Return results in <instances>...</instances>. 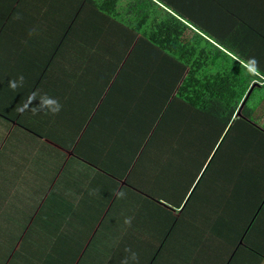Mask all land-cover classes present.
Segmentation results:
<instances>
[{"label":"crops","instance_id":"crops-1","mask_svg":"<svg viewBox=\"0 0 264 264\" xmlns=\"http://www.w3.org/2000/svg\"><path fill=\"white\" fill-rule=\"evenodd\" d=\"M71 1L79 0H0V164H23L18 181L5 183L2 192L0 227L8 234L6 238L0 236V264H114L128 234L138 237L142 244L149 240L146 233L137 232L133 226L143 202L162 205L171 211L172 218L180 219L184 214L181 216L164 202L184 204L193 188L194 202L189 208L195 219L223 216L229 222L240 218L248 177H242L233 165H217L212 178H205L210 168L203 175L206 164L200 171L199 162L205 154L214 153L207 150L215 138L213 125L205 119L193 123L199 114L195 112L194 118L191 110L179 102L168 106L171 100L166 103L154 77L165 76L167 84L162 86L166 89L171 79L152 62L158 56L160 64L165 57L144 43L133 49L128 32L118 27L116 31L90 35L85 19L72 14ZM160 1H167L161 3V8L178 14L185 25L186 15L170 1H195V6L212 9L236 8L244 2ZM56 8L67 9L72 19L58 20ZM211 15L187 22L190 27L197 26ZM30 22L36 26L31 27ZM8 26L22 32L40 30L43 35L36 38L40 40L36 43L28 38L32 34L17 36L9 32ZM100 46V52L114 55L108 60L111 74L106 76L104 86L101 69L94 67L98 62L91 68L88 61L71 62L72 58H66L72 52L82 54ZM146 53L153 55V60ZM21 74L24 86L12 90L8 81ZM43 94L59 100V114L32 110ZM33 96L37 100L33 101ZM25 104L28 109L18 111ZM164 105V125L152 136ZM186 121L190 123L187 127ZM186 144L192 150H187ZM149 146L147 156L163 147L170 155L185 152L186 157L173 161L157 153L146 161L143 154ZM193 159L196 165H191ZM153 167L167 175L174 173L169 190L149 186L151 190L142 191V181L159 175ZM11 177L14 173H0L2 181ZM179 185L181 194L172 195L173 186ZM162 190L163 198H155ZM216 194L222 195L221 199L215 198ZM254 195L258 201L264 198V182ZM9 219L21 221L9 223ZM220 226L215 228L219 230ZM194 227L176 230L174 242L162 254L166 262L161 264L174 260L178 261L175 264H188L187 251L196 247L199 233ZM223 227L219 230L222 236H215L211 227L204 230L207 247L201 254H190L191 263L264 264V208L255 217L253 228L245 231L244 243L240 242L241 228ZM185 239L191 242L190 247ZM234 239H238L236 248ZM181 249L183 253L178 257Z\"/></svg>","mask_w":264,"mask_h":264},{"label":"trees","instance_id":"trees-1","mask_svg":"<svg viewBox=\"0 0 264 264\" xmlns=\"http://www.w3.org/2000/svg\"><path fill=\"white\" fill-rule=\"evenodd\" d=\"M166 2L79 0L71 1L70 9L73 15L77 14L79 18L85 19L91 29L90 35L105 33L112 29L116 31L118 27L120 31L128 32L131 46L134 44L133 49L144 43L165 57L159 64L158 56L154 55L153 60V55L148 53L145 55L152 59L154 64L159 65V71L164 69L171 79L170 88L166 89L162 86L167 84L165 76L154 77L166 103L171 100L168 106L179 102L191 110L194 118L195 112L199 114L198 120L194 119L193 123L205 119L209 125H213L215 138L207 150L213 153L216 145L219 146L212 157L209 152L205 154L204 160L199 162L200 171L208 161L203 175L212 165H233L239 169L238 172H241L242 177H248L247 189L242 196L240 218L229 219L228 222L223 216L204 217L205 222L212 221L210 227L213 228L215 236H222L219 230L224 228L223 224L225 227L241 228L243 234L240 236V242L244 243L247 238L245 240L243 238L245 231L249 232L253 228V218L262 205L259 213L262 214L264 208V198L258 201L255 200L254 195L264 182V128L258 126L256 118L258 115L255 111L264 103V0H244L240 7L234 8L233 5L227 9H212L206 5L195 6L193 4L195 1H170L176 5V10L183 11L187 21L193 22L194 19L212 14L203 20V23L199 21L200 23L193 27H190L186 20L185 25L178 14L175 15L174 12L161 8V3ZM210 10L212 12H209ZM72 14L67 12V9L56 8L58 20L64 17L66 22L70 21ZM2 23L6 25V22ZM30 25L36 26L34 22H30ZM9 32L17 36L32 34L28 38L32 41L34 38L36 43L40 41L36 38L43 35L40 30L31 33V30L22 32L20 28H9ZM227 43L229 45H226ZM251 87H253L252 92L240 109ZM165 106L160 111L161 121L159 118L155 120L158 123L152 136L158 134V129L164 125L162 112ZM239 111L240 116H238ZM189 125V121H186V127ZM191 165H196L194 159L191 160ZM191 184L188 186L189 190ZM181 189L180 185L173 186L172 195H180ZM194 191L183 210V202H164L172 210L181 212V216L184 214L180 219L172 218L171 211L162 205L143 202L141 212L139 211L134 218L133 226L137 232L146 233L149 240L142 244L138 237L128 234L123 251L117 255L118 259L114 264H121L129 255L125 251L129 248L137 254L138 264L166 262L162 254L166 247L169 248L174 242L172 239L178 229L184 231L195 226L196 232H199L196 233V246L204 243V233L198 229H202L203 218L195 219L188 213L189 203L194 202V197L192 198ZM221 196L216 194L215 198L221 199ZM218 225H221L219 230L215 228ZM224 235L226 232L223 237ZM155 244H158L157 248ZM232 244L236 248L239 245L238 239H234ZM185 245L190 247L189 239H185ZM206 247L204 243L197 254H201L200 250L203 251ZM249 250L255 252L253 249ZM182 253L183 249L179 250L178 257ZM187 253L188 264H194L190 262L189 257L194 251ZM201 256L196 259L199 260ZM176 262L178 261L174 260L171 264Z\"/></svg>","mask_w":264,"mask_h":264},{"label":"rangeland","instance_id":"rangeland-1","mask_svg":"<svg viewBox=\"0 0 264 264\" xmlns=\"http://www.w3.org/2000/svg\"><path fill=\"white\" fill-rule=\"evenodd\" d=\"M39 1H45V0H39ZM226 45H229V43H227ZM100 51H101V46L98 47L96 50L90 48L88 52H83L82 54L72 52L70 55H66V58H68V57L72 58L71 62H74L75 60H79V59H82L85 62L88 61V66L91 67V68L93 67L94 62H98L97 66L94 65V67H97L98 69H101V72L103 73L102 85L104 86L106 81H108V80H106V76L111 74V71L108 69L109 68V65H108L109 61L108 60L110 59V57H112V56L114 57V55L111 56L110 54H108L106 52H100ZM129 52H127L126 55H128ZM106 56H107V58H106ZM89 57H94V59L90 62L88 60ZM105 68H107V69H105ZM0 70H3L2 67H0ZM115 71H116L115 72V74H116L117 73V68H116ZM116 76H117V74L114 76V78ZM250 102L252 103V101H250ZM255 111H256V113L258 115L256 117L258 119V121H257L258 126L264 128V103L262 105H259L256 108ZM184 146H185V148L187 150H189V149L192 150L191 146H189L188 144H186ZM150 147L151 146L147 147V149L145 151V154H143V160L148 161L150 158L154 157L155 154H157V153L160 154L162 159L171 158L173 161H176V160L183 161L185 159V157H186V153L185 152H183L181 154V156L180 155H176V153H173V152L170 155V151L164 149L163 147L161 149H158L157 151H155L154 154H152L150 156H147L146 154H149L151 152V148ZM182 156H185V157L182 158ZM165 166L166 165H162V167H165ZM182 166H186V165H182ZM22 167H23V164H0V173H1V175L3 173H6V174L14 173V177L8 178L7 181L0 180V210L1 211H2V209H1L2 192H3L4 184L5 183L8 184L9 182H17L18 178L20 176ZM216 167H217V165H212L211 168L209 169V171L207 172L205 178H212ZM153 168L159 173V175H158V177L153 175L150 179H146V180L142 181L141 184H140L142 191L148 192L149 190H151L152 188H149V186H162L163 190H169L170 187L174 183V173H171V174L167 175L165 172H160L159 171L160 168H156V167H153ZM163 190L160 192L159 196L154 195V197L157 198V199L163 198L162 197L164 195L163 194ZM193 191H191L190 194L188 195L189 198H190L191 193ZM188 197H187V200H188ZM187 200L185 201V203L187 202ZM118 206H119V203H117V208H118ZM184 206H185V204L183 205V208H184ZM188 208H189V205H188ZM188 213H189V216L192 217V215L190 214V209H189ZM120 215H121V212H120ZM0 220L3 221V218H1ZM10 220H14L15 222L16 221H21V219H9V223H10ZM201 222H202V224H201V228H202L201 232L202 233L205 232L204 230H210V225H211L212 221L208 220V221L205 222V218H203L201 220ZM7 234H8L7 230L4 229L3 226L0 227V236H3V238H6ZM207 235L210 236L209 234H207ZM214 241L215 240L213 239L212 242L214 243ZM2 243H5V241L2 242ZM201 246H204V243H200L199 246L193 247L192 251L197 253L199 251V249L201 248ZM28 258L30 259V257H28ZM196 260L197 259H195V262H196ZM194 264H197V263H194Z\"/></svg>","mask_w":264,"mask_h":264},{"label":"clouds","instance_id":"clouds-1","mask_svg":"<svg viewBox=\"0 0 264 264\" xmlns=\"http://www.w3.org/2000/svg\"><path fill=\"white\" fill-rule=\"evenodd\" d=\"M254 85H257V84H254ZM8 86L12 90H17L18 88L23 87L24 86V76L21 74L18 77H16L15 79L9 80ZM31 99L34 101V100H37V97L33 96ZM38 101H39L38 105H36L35 108L32 109L34 112H44L45 114L57 115V114H59V112L62 109V105L60 104L59 100L54 98V97H50L47 94L40 95ZM27 109H28V105L25 104L21 108H19L18 111L23 112ZM153 128L154 129L152 130V134H153L154 130L156 129V127H153ZM216 147H217V145H216ZM216 147L214 149V152L216 151ZM210 158H209V160H210ZM206 164H208V161ZM193 189L191 191H193ZM188 200H189V197H188ZM188 200H187V202H188ZM187 202L184 203L185 206H186ZM262 206H261V209H262ZM261 209H259V211H261ZM125 251L128 252L129 255L124 258V260L121 262V264H130V262H131V264H138L137 254L135 252H133L130 248L125 249Z\"/></svg>","mask_w":264,"mask_h":264},{"label":"water","instance_id":"water-1","mask_svg":"<svg viewBox=\"0 0 264 264\" xmlns=\"http://www.w3.org/2000/svg\"><path fill=\"white\" fill-rule=\"evenodd\" d=\"M252 89H253V87H251V89H250L249 93L247 94L245 100L242 102V104H241V106H240V109L242 108L243 105H245L246 100L248 99L250 93L252 92ZM238 116H240V111H239V113H238ZM220 141H221V140H220ZM218 146H219V145H217L216 149L218 148ZM213 154H214V153H213ZM213 154L211 155V157L213 156ZM258 213H259V210L257 211L255 217L257 216ZM255 217H254L253 219H255Z\"/></svg>","mask_w":264,"mask_h":264}]
</instances>
